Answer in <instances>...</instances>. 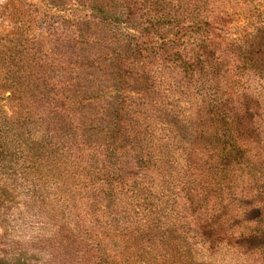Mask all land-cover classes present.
Returning a JSON list of instances; mask_svg holds the SVG:
<instances>
[{
	"label": "rangeland",
	"instance_id": "obj_1",
	"mask_svg": "<svg viewBox=\"0 0 264 264\" xmlns=\"http://www.w3.org/2000/svg\"><path fill=\"white\" fill-rule=\"evenodd\" d=\"M78 1L0 0V264H77L64 255L68 218L75 226L81 215L70 216L65 200L66 135L74 133L56 108L61 98L49 72L64 66L67 34L86 17ZM97 1L125 9L132 34L157 3L185 29L169 56L195 69L156 52L134 65L121 93L112 83L109 100L123 113L122 132L112 133L113 163L122 161L123 178L146 187L139 198L129 195L130 227L150 208L156 221V232L129 233L123 259L134 249L151 253V240L163 237L186 241L194 255L175 264H264L261 253L246 260L227 249L255 231L264 239V0ZM91 102L76 112L98 119L102 104Z\"/></svg>",
	"mask_w": 264,
	"mask_h": 264
},
{
	"label": "trees",
	"instance_id": "obj_2",
	"mask_svg": "<svg viewBox=\"0 0 264 264\" xmlns=\"http://www.w3.org/2000/svg\"><path fill=\"white\" fill-rule=\"evenodd\" d=\"M144 1L146 4L150 2ZM78 2L81 9L87 11L86 17L77 22L79 27L74 33L67 34L69 46L67 53L62 55L64 66L60 70L49 72L50 80L59 88L57 94L61 98V103H55L56 108H61L64 112L65 122L74 133L66 135L64 164L67 169L65 179L68 181L65 188L67 209L70 216H74L75 209L81 212V215L77 216L75 226L69 221L71 218H68L64 228L67 235L64 255L76 260L77 264H111L116 259L120 261L119 264H175V258L181 256L194 258L189 249H187L189 252H185L183 242L186 241L154 237L151 240L153 244L151 253L134 249L135 255L127 260L123 259L125 249L130 248L129 233L135 235L138 232H156L154 229L156 221L153 219L154 209L150 208L146 211L148 213L141 215L143 218L137 229L130 227L133 222L131 209L134 208L129 207V195L131 199L139 198L138 193L144 191L146 187L142 183L132 184V180L123 178L120 167L122 161L113 163L116 142H111V138L113 132H122L118 121L123 113L118 105L109 100L113 91L112 83L115 82L117 84L115 88H118V84L131 74L130 70L134 65L148 56L158 52L164 60L172 59L181 63L184 59L180 54L175 58V55L170 57L169 53L173 51L172 48L179 41L177 37L183 35L185 29L176 19L174 21L173 17H167L170 19L167 21L165 14L157 10V3L148 4L146 9L150 17L148 23H138V27L134 29L136 34H132L127 32L126 25L130 22L131 16L129 14L127 16L125 9L119 10L115 7L105 10L98 5L97 0ZM83 27L89 29L88 33H85ZM173 28L176 32L174 39L165 35ZM196 29H200L199 25ZM92 30L97 33L103 32L104 36L98 35L94 39L89 34ZM91 44L98 45V48L94 45L93 51L81 50L82 45ZM201 57L198 56L199 59ZM182 63L185 64V69L195 70L191 68V63L185 61ZM122 90V87L115 89L116 93H121ZM122 100L125 101V98ZM84 101L102 104L101 117L96 115L98 117L96 119L86 113L78 114L76 111ZM119 105L121 107L124 104ZM90 106L96 105L91 102ZM113 113L117 119L114 116L109 117V114ZM92 134H99L103 141L99 143L101 139H97V142H92L90 137ZM124 154H127L126 151ZM137 155L139 159L146 160L143 153ZM146 161L150 163V160ZM74 193H79L80 198L74 196ZM116 193L121 197H117ZM115 206L121 210H114ZM142 219L145 225H142ZM167 230L168 234L178 232L173 228ZM115 239L121 240L115 243ZM260 241L264 244V239L260 240V233L255 231L240 237L238 242L230 243L227 249H231L233 253H240L246 260H251L257 254L264 255V245L259 247ZM213 249L208 247L207 250ZM90 257L94 258L95 262H92ZM146 257L148 259H145ZM64 262L69 263L66 259Z\"/></svg>",
	"mask_w": 264,
	"mask_h": 264
}]
</instances>
